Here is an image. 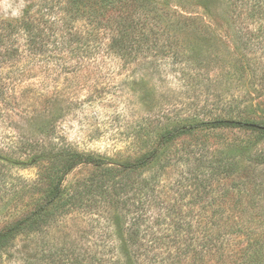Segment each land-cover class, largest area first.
Masks as SVG:
<instances>
[{
    "label": "trees",
    "instance_id": "obj_1",
    "mask_svg": "<svg viewBox=\"0 0 264 264\" xmlns=\"http://www.w3.org/2000/svg\"><path fill=\"white\" fill-rule=\"evenodd\" d=\"M213 10L226 15L232 32L231 48L226 49L231 61L223 62L231 70L221 73L215 84L209 78L204 117L160 112L143 118L137 129L141 148L120 168L108 167L92 153L58 151L60 167L50 175L43 198L0 228V256L13 254L21 236L41 233L47 216L53 214L50 210L64 206L60 201L66 197L65 178L77 167L92 164L98 170L84 187L101 189L111 204L112 226L123 255L117 264H264V0H66L47 4L39 18L26 10L21 20H2L0 43L6 44L8 61L21 57L33 64L57 61L68 70L119 57L189 67L198 59L217 63L222 60L223 41L206 21ZM245 21L257 26L245 28ZM189 35L195 37L192 42ZM211 55L215 57L207 59ZM193 79L194 85L183 86L181 95L201 97L204 80ZM180 139L187 141L186 149L204 144L197 160L207 163V176L194 203L208 201L202 207L205 225L194 224L189 218L193 211L183 215L171 207L156 218H132L133 224L125 228L127 223L123 226L116 212L131 204L117 188L119 176L124 169L148 168L161 158L164 146ZM211 139L217 141L216 148L207 146ZM13 154L10 149L0 151V163L9 172L23 164ZM214 178L232 179L221 190L224 202L212 188ZM150 187L146 182L143 189ZM231 195L233 208L225 209ZM84 197V191L73 190L68 210Z\"/></svg>",
    "mask_w": 264,
    "mask_h": 264
},
{
    "label": "rangeland",
    "instance_id": "obj_2",
    "mask_svg": "<svg viewBox=\"0 0 264 264\" xmlns=\"http://www.w3.org/2000/svg\"><path fill=\"white\" fill-rule=\"evenodd\" d=\"M61 1L66 2L0 0V27L5 26L2 20H21L26 10L39 18L47 4ZM210 15L206 21L223 41L222 60L208 63L198 59L190 67L119 57L68 70L57 61L33 64L27 57L8 61L4 55L6 44L0 43V151L10 149L13 158L23 162L10 167V172L0 163V228L30 211L34 201L43 198L50 175L60 167L55 159L58 151L92 153L106 160L108 167L120 168L141 148L137 129L143 118L160 112L204 117L207 108L202 105L207 107L209 78L215 84L221 73L231 70L223 67V62L231 61L226 49L231 48L232 32L226 15L215 10ZM255 26L252 21L244 22L245 28ZM194 39L189 35L188 41ZM211 57L215 55L207 59ZM194 77L204 80L199 90L203 93L189 100L192 97L180 92L183 86L194 85ZM192 102L194 106L188 108ZM213 103L212 99L208 101V105ZM183 140L164 146L161 158L148 168L124 169L119 176L117 188L131 204L128 210L116 212L123 226L127 223L125 228L133 224L132 218H156L171 207L183 211V215L193 211L189 218L194 224L205 225L207 214L202 207L208 201L194 203L207 176V163L197 160L204 144L186 149L188 143ZM191 144L195 146L197 142ZM209 145L216 148L218 143L211 139ZM97 170L95 165L83 164L69 174L63 183L66 197L60 201L64 206L50 210L53 214L47 216L48 223L41 233L21 236L13 254L0 256V264H117L123 255L112 226L111 204L101 189L84 187ZM214 180L212 188L224 202L221 190L232 179ZM146 182L151 187L145 190ZM78 188L85 197L68 210V199ZM234 200L233 195L226 199L225 209L233 208ZM221 201L219 205L223 207Z\"/></svg>",
    "mask_w": 264,
    "mask_h": 264
}]
</instances>
